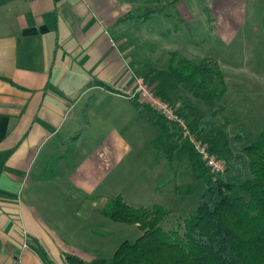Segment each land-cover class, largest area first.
Segmentation results:
<instances>
[{
    "label": "crops",
    "instance_id": "0c3cea01",
    "mask_svg": "<svg viewBox=\"0 0 264 264\" xmlns=\"http://www.w3.org/2000/svg\"><path fill=\"white\" fill-rule=\"evenodd\" d=\"M134 10L130 0H0V264L92 262L39 204L45 180L87 194L93 176L104 183L130 149L127 116L160 128L132 99L157 62L129 39Z\"/></svg>",
    "mask_w": 264,
    "mask_h": 264
},
{
    "label": "rangeland",
    "instance_id": "374dc122",
    "mask_svg": "<svg viewBox=\"0 0 264 264\" xmlns=\"http://www.w3.org/2000/svg\"><path fill=\"white\" fill-rule=\"evenodd\" d=\"M130 1L135 10L162 11L134 24L129 39L137 44L139 54H154L156 69L150 75H162L151 85L153 89L165 88L170 105L177 110H189V124L194 125L215 102L205 100L202 92L197 97L183 87L175 89L167 73L172 54L198 63L208 60L222 71L227 94L217 120L222 132L215 137V150L225 152L222 160L227 163L231 153H239L264 130V0ZM123 109L128 113V108ZM144 115L154 117L160 128L139 125L127 116L130 122L121 127V134L130 149H123L121 165L112 174H105L104 183L99 182L98 175L88 180L89 185L100 184L92 193L66 184L55 191L49 181H44L47 184L39 204L44 220L64 228L65 235L85 249L90 264L94 259L110 263L124 242L134 243L143 235L136 225L116 222L103 214L118 196L136 208L165 207L170 212L163 224L166 230L178 228L198 209L204 192L198 178L204 169L203 160L158 112L151 109ZM209 137L207 134L199 140L208 143ZM101 174L103 170H99Z\"/></svg>",
    "mask_w": 264,
    "mask_h": 264
},
{
    "label": "trees",
    "instance_id": "16d2710c",
    "mask_svg": "<svg viewBox=\"0 0 264 264\" xmlns=\"http://www.w3.org/2000/svg\"><path fill=\"white\" fill-rule=\"evenodd\" d=\"M161 13L160 9L134 10L127 18L138 23ZM167 73L175 89L183 87L197 97L202 92L205 100L215 102L194 125L188 123L187 108H174L197 138L203 140L209 134L208 143L202 142L222 160L225 152L215 150V137L222 132L217 120L224 111L221 104L227 94L222 71L208 60L198 63L173 53ZM160 75L159 72L148 74L145 80L152 87ZM153 91L169 103L165 88L156 86ZM134 102L140 111L152 109L139 99ZM171 124L180 132L177 124ZM196 156L202 161L198 153ZM202 163L204 169L198 178L204 192L198 209L176 229L163 227L170 212L161 205L136 208L122 196L114 199L103 214L113 221L138 226L143 235L134 243L124 242L110 263L103 260L94 264H264V130L255 140L245 143L239 153L227 157L224 173L216 175ZM68 260L70 264H86L74 256Z\"/></svg>",
    "mask_w": 264,
    "mask_h": 264
},
{
    "label": "built area",
    "instance_id": "2783aa9c",
    "mask_svg": "<svg viewBox=\"0 0 264 264\" xmlns=\"http://www.w3.org/2000/svg\"><path fill=\"white\" fill-rule=\"evenodd\" d=\"M132 99H139L158 112L168 122L177 124L184 138L193 145L196 152L202 157V160L210 167L214 174L218 175L226 171V163L210 153L208 147L192 132L187 121L178 114L173 106L154 93L145 78L138 79L137 88ZM65 264H70V262H66Z\"/></svg>",
    "mask_w": 264,
    "mask_h": 264
}]
</instances>
